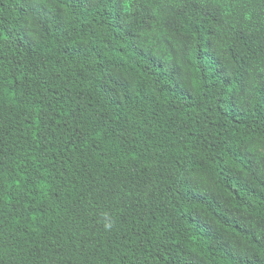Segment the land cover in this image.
<instances>
[{
	"label": "trees",
	"instance_id": "16d2710c",
	"mask_svg": "<svg viewBox=\"0 0 264 264\" xmlns=\"http://www.w3.org/2000/svg\"><path fill=\"white\" fill-rule=\"evenodd\" d=\"M264 264V0H0V264Z\"/></svg>",
	"mask_w": 264,
	"mask_h": 264
},
{
	"label": "snow or ice",
	"instance_id": "6c2138e0",
	"mask_svg": "<svg viewBox=\"0 0 264 264\" xmlns=\"http://www.w3.org/2000/svg\"><path fill=\"white\" fill-rule=\"evenodd\" d=\"M249 264H250V262H249Z\"/></svg>",
	"mask_w": 264,
	"mask_h": 264
}]
</instances>
